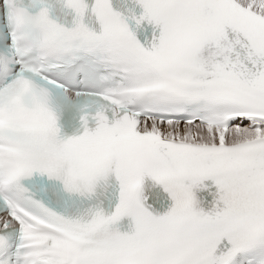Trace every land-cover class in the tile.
<instances>
[{
  "label": "snow or ice",
  "instance_id": "snow-or-ice-1",
  "mask_svg": "<svg viewBox=\"0 0 264 264\" xmlns=\"http://www.w3.org/2000/svg\"><path fill=\"white\" fill-rule=\"evenodd\" d=\"M0 264H264V0H0Z\"/></svg>",
  "mask_w": 264,
  "mask_h": 264
}]
</instances>
